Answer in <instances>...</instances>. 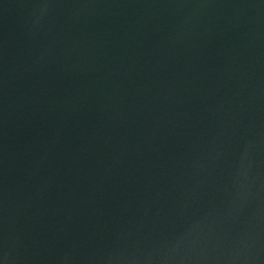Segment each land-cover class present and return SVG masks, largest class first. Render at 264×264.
<instances>
[{"label":"water","instance_id":"obj_1","mask_svg":"<svg viewBox=\"0 0 264 264\" xmlns=\"http://www.w3.org/2000/svg\"><path fill=\"white\" fill-rule=\"evenodd\" d=\"M0 264H264V0H0Z\"/></svg>","mask_w":264,"mask_h":264}]
</instances>
